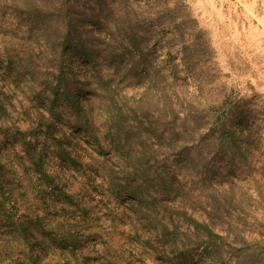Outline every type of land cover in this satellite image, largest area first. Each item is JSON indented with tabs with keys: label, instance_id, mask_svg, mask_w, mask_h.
I'll list each match as a JSON object with an SVG mask.
<instances>
[{
	"label": "rangeland",
	"instance_id": "rangeland-1",
	"mask_svg": "<svg viewBox=\"0 0 264 264\" xmlns=\"http://www.w3.org/2000/svg\"><path fill=\"white\" fill-rule=\"evenodd\" d=\"M0 175V264H264V0H0Z\"/></svg>",
	"mask_w": 264,
	"mask_h": 264
},
{
	"label": "trees",
	"instance_id": "trees-1",
	"mask_svg": "<svg viewBox=\"0 0 264 264\" xmlns=\"http://www.w3.org/2000/svg\"><path fill=\"white\" fill-rule=\"evenodd\" d=\"M238 150H239V148H238ZM15 182L17 183V180ZM8 186H10V183H9L6 175H0V198L2 196L4 197V194H8V195H10V197H13V194L11 193V191H5V188H8ZM4 203L5 202H2V201L0 202V217H3L4 215L9 216V212L5 208H3ZM7 223H8L7 221L5 223H1L0 226L1 227H7ZM20 232L22 234H28L29 230H28V228H22V229H20ZM0 247L2 248V251L0 253H4V252L7 253L8 252L4 246L0 245Z\"/></svg>",
	"mask_w": 264,
	"mask_h": 264
}]
</instances>
